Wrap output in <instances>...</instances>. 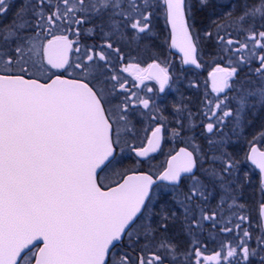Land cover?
Instances as JSON below:
<instances>
[{
    "label": "snow or ice",
    "instance_id": "snow-or-ice-1",
    "mask_svg": "<svg viewBox=\"0 0 264 264\" xmlns=\"http://www.w3.org/2000/svg\"><path fill=\"white\" fill-rule=\"evenodd\" d=\"M8 10V0H0V16ZM161 11L170 25V47L182 54L183 64L200 67L201 41L213 34L194 31L187 0H26L14 22L0 26V264H264V151L251 147L244 157L262 174L261 199L254 208L227 188L218 210L201 206L213 189L195 170L203 168L205 158L211 165L217 158L195 145L191 151L180 148L159 177L181 185L189 174L184 201L186 216L193 212L187 220L190 233L204 221L216 228L219 216L220 232L234 234V242H221L211 255L204 254L207 247L199 241L182 251L167 235L171 214L163 206L158 213L152 207L151 175L117 170L116 155L126 143L121 127L128 130L137 109L149 110L156 119L151 116L154 98L132 91L121 71L133 69L137 87L156 81L161 93L173 79L169 68L155 60L147 68H119L125 48L152 32ZM233 23L235 35L217 32L228 65L217 64L210 73L216 96L205 101L209 122L204 127L212 136L223 137L226 118L241 128L251 99L264 105V0H249ZM82 36H96L98 42L81 46ZM242 67L260 81L254 91L233 87ZM177 123L170 130L177 137L194 127L190 115ZM168 132L158 123L148 146L132 151L147 157ZM208 142L217 150L225 143ZM221 157L227 158L219 173L214 167L205 170L217 178L209 183L224 185L222 177L231 179L238 170L227 153ZM228 188L234 190L235 183ZM253 211L259 235L244 227L251 226ZM156 215L159 221L153 224Z\"/></svg>",
    "mask_w": 264,
    "mask_h": 264
},
{
    "label": "flooded vegetation",
    "instance_id": "flooded-vegetation-1",
    "mask_svg": "<svg viewBox=\"0 0 264 264\" xmlns=\"http://www.w3.org/2000/svg\"><path fill=\"white\" fill-rule=\"evenodd\" d=\"M8 3L9 10L4 14L5 19L2 20V16H0V21H6L9 23V25H11L16 19L18 0H8ZM195 3H197L196 5H198V9H201L204 5L209 4L203 5L200 3V1H195L194 4ZM237 8L238 6H236V9ZM194 13L195 12H193V14ZM224 16L225 14L222 15V18ZM97 23L100 22L98 21ZM159 23L160 21L158 22L156 15L152 32L147 34V36H145L142 40H138L137 42L132 43L127 48H125V59L119 64V68L121 70L128 64H139L141 68H147V65L153 63L154 60L161 62L169 68V66L165 64L164 60L162 61L157 55V35L159 34L157 30L161 28V23ZM88 27L90 26H86L85 30H87ZM164 34L169 56L172 60H176L179 71L183 74H186V76L184 75L183 80L186 84H188L184 88H182V85L179 84L183 92L177 93L178 91L175 87L178 80L169 68V72L173 79L169 82V85L165 88V91L161 93L158 91L159 85L156 81L146 80L144 85H139V87H137L136 85L138 82L135 80L133 69H129L127 72L121 71V79L127 82L128 87L131 88L132 91L137 92L138 95L145 98H154L156 109L152 111L151 116H155L156 119H151L150 115L148 114L149 110L137 109L136 113L132 116V122L129 125L128 130H125L123 127L120 129L121 137L124 141H126V143L121 145L123 151L117 152L116 161L123 160L126 161V164L130 163V165L132 163L134 168L131 171H135L136 173H148L155 179H158V177H160L163 172L166 171L171 157L175 155L180 148L186 147L191 151L193 145L196 146L200 143L203 145V150L208 151L207 153L209 154V157L215 156L217 158L215 165L209 164L208 158H205L203 168H199L198 166L197 170L195 171L196 177L207 183L208 186L213 189L212 197L216 200L213 201L215 206H210L212 202H208L201 206L205 209L215 208V210H218V197H220V194L224 192L220 190L221 185L218 183V180V185L216 184V186L212 185V183H209V180L213 178L206 174L205 170L214 167L217 172H220L223 160L227 158L221 157V153L223 152L227 153V156L231 157L238 164V170L232 174L231 179H229L227 175H224V179L226 181L224 185L235 183V189L233 190L232 195L238 197L239 201L244 203L246 206H252L254 208L255 203L261 199L260 179L262 174L255 165H253L244 157L249 155L251 147H257L260 151H264V137H262V133H264V105H261L258 102V99L253 98L250 101V104L253 106L250 107L246 115L243 117L246 123H244L241 128L237 129L235 124L230 121V118H226L224 121V126L222 127L223 137H220L219 135L212 136V134L207 133L204 125L209 121L206 119L204 113L208 111L205 101L206 99H209V97H204L203 94L198 91L199 80L195 81L193 78H189L188 76L191 74L202 75L203 80L208 86H210L208 88L211 89L214 99L216 94L212 90L209 80V73L217 66V64L213 68L208 66L209 63L203 59V51L200 50L198 53L201 66L200 69L185 68L182 63V57L171 50L169 39L170 31L168 26H166V31ZM222 35H225L224 31ZM71 38L73 37L70 36V39ZM97 42L98 37L96 36H88L87 38L82 36L80 38L81 46L86 44L91 45ZM214 48L215 47L213 45L210 47V50H212L211 53L214 52ZM218 52V57H220L219 59H222L221 63L218 64L220 66H227L228 63H226L224 60L225 57L223 58L221 56L222 54L220 53L219 48ZM73 59H75V54L73 55ZM238 81L239 82L235 83L233 87L239 91H254L259 86V80L255 75H251L249 73V69L247 67L242 68L240 71ZM149 87L152 88L151 93L147 92V88ZM237 94L238 92L229 93V95L232 97L237 96ZM231 107L233 110L235 109L234 104ZM177 108L182 109V111L177 112ZM189 115L191 117V122L194 125L193 129L191 131L187 129L182 130L180 136L178 137L171 135L170 130L179 127L177 121L187 122ZM158 123H163L165 127L169 129V132L166 134L160 148L155 152V154L151 155L147 159H141L137 157L135 152L132 151V148L134 147L139 149L141 147H146L147 141L151 137V131L157 126ZM209 138L214 141L223 139L225 142L224 147L217 150L215 146L209 144ZM184 175V183L181 185H173L168 182H160L156 184L153 188L151 199L153 198L154 191H163V189L172 191L160 192L159 197L161 200L167 199L168 197H170L172 200L174 197L176 200L178 198L184 199V194H186L187 188L191 184V180L188 179V175ZM160 209L161 207H157L156 212L158 213ZM167 209L171 214L169 219V231L167 235H170V237L176 242L182 251L190 248L191 242L187 234L189 231L187 220L188 217L193 215V212H189L186 216L185 207L182 205L180 206L179 204H172L171 206L167 207ZM194 214L196 216L200 215L199 210L195 209ZM158 221V215L152 217L153 224L158 223ZM249 221V224L251 225L250 227L255 229L254 235H259L260 229L255 220V211L250 214ZM210 226V221H204L203 227L201 228V230H203L205 233L206 239L204 241L206 242L210 241L209 238H212V234L210 235L208 230L211 229ZM220 227L221 226L217 224V228L219 230ZM206 244L209 245V242ZM253 264H259L258 260H254Z\"/></svg>",
    "mask_w": 264,
    "mask_h": 264
},
{
    "label": "rangeland",
    "instance_id": "rangeland-1",
    "mask_svg": "<svg viewBox=\"0 0 264 264\" xmlns=\"http://www.w3.org/2000/svg\"><path fill=\"white\" fill-rule=\"evenodd\" d=\"M195 1H200L201 4H211V3H214L216 2V4H218V7H213V10L211 11L210 13V21L208 24L206 25H200L199 27H196L194 28V31L195 32H198V33H201V35H203V32L205 30L207 31H210L212 32V37H205L202 41H201V47H200V50L203 51V59H205L206 61H208V66H210L211 68L215 67L216 66V62L217 61H222V59H219L220 57H218L217 55H214L213 53H211L212 50H210V47L213 45L214 47L216 48H219L220 49V46H219V42L217 40V32H219L220 35H222L223 33V29H233L235 28L236 29V26L235 24L233 23V21L236 19L233 20V18H230V19H226L229 15V13L231 14L232 12H234V10L236 9V4H237V0L234 1H230V0H206V2H202V0H187L188 4H189V7H190V14L192 16V21H190V23H194L195 24V19L193 17V4ZM230 1V3L228 2ZM25 4H26V0H18V7H17V11L16 12H20L22 11L24 8H25ZM237 10V9H236ZM225 16L223 17V19L225 18L226 20L224 21V25H222L220 23V21H218V18L221 17L222 15ZM222 18V17H221ZM1 19H5V16L3 15L1 17ZM157 20L158 22L160 21L161 23V28H159L157 30V32L159 33L157 36H158V39H157V55L159 58H161V60L165 62V64H167L169 66V68L171 69L172 73L175 75V77L177 78V82H176V89H177V93H181L183 92V90L181 89L186 87L187 84L184 82V75L186 76V74H183L182 72L179 71V68L177 66V62L176 60H172L169 56V53L167 51V48H166V42H165V31H166V21H165V17H164V14L163 12H159L157 13ZM231 20V21H230ZM219 22L217 26H219V28L215 25L216 22ZM230 21V22H229ZM232 22V23H231ZM159 23V24H160ZM6 25H9L8 22L6 21H0V26H4L6 27ZM225 32V31H224ZM226 34V33H225ZM235 35V34H234ZM210 44V45H209ZM210 46V47H209ZM223 58L225 57V61L226 63H228V60H227V57L226 56H223L221 55ZM244 68V67H242ZM189 78H193V80L197 81L199 80V88H198V91H200L204 97H209V99H213V94H212V91L210 88V86L207 85V83L203 80V76L202 75H195V74H191L188 76ZM186 78V77H185ZM187 79V78H186ZM179 84H181L182 86L180 87ZM259 84H260V81H259ZM178 85V86H177ZM210 89V90H209ZM209 95V96H208ZM259 102V101H258ZM136 136V135H135ZM252 142V141H250ZM202 153H207L208 151H204L203 150V145L202 144H197L196 145ZM117 170L119 171H131L134 167L131 163H127L126 164V161H117ZM153 169V168H152ZM219 173V172H218ZM106 175L108 176H112V170L109 169L108 172L106 173ZM225 176H223L222 178L224 179ZM118 179V177H117ZM214 180L217 179V178H213ZM225 180V179H224ZM219 183V182H218ZM218 183H212V185H215L216 184L218 185ZM222 186V185H221ZM220 186V190L222 192H224V190L227 188L229 193L232 194L233 192V189L231 188H228V185H223L222 187ZM169 191H172V190H168V189H163L162 190H156L154 191V195H153V205L152 207L154 208L155 211H157V207H169L171 206L172 204H176V205H182L185 207V201L184 199H179V202H178V199L176 200L175 197L172 199H170V197H168L167 199H160L159 195H160V192H169ZM223 196V193L220 194V197L219 200H218V204H219V201L221 199V197ZM174 201V203H173ZM213 201H216L213 197L208 201V202H212L210 204V206H215ZM230 203V201H229ZM213 208V207H212ZM213 210H215V208H213ZM197 217H199V215H197ZM218 221H220L218 224L221 226L223 221L221 220V218L218 216ZM227 219V218H225ZM234 219V217H233ZM250 220V219H249ZM250 222V221H249ZM244 227H248L249 231H252L253 233H255V229L249 227V225H244ZM211 229H208L209 230V233L210 235L212 234V238H209L210 241H204L206 239V236H205V233L203 230H194L193 232H187L188 236H189V239H190V242L192 243L193 241H199L200 243H202L203 245H205L207 247V252H205L204 254H208V255H211V254H214V252L216 250L219 249V246L221 244V242H224V241H232L234 242V234L233 233H222L220 232V230L216 227V228H213L212 225L210 226ZM170 236V235H169ZM229 236H232V237H229ZM214 237V239H213ZM209 242V245H207L206 243ZM254 244V242H253ZM251 245L254 247V245Z\"/></svg>",
    "mask_w": 264,
    "mask_h": 264
},
{
    "label": "trees",
    "instance_id": "trees-1",
    "mask_svg": "<svg viewBox=\"0 0 264 264\" xmlns=\"http://www.w3.org/2000/svg\"><path fill=\"white\" fill-rule=\"evenodd\" d=\"M230 1H232V0H230ZM230 1H228V2L230 3ZM234 1H236V0H234ZM248 2H249V0H237V4H236V6H238L237 10L235 9L234 12H232L231 14L229 13L228 14L229 16L226 19L233 18V20H234L236 17H238L241 14V11L244 8L245 4H247ZM196 4L197 3L193 4V12H195L193 14V17L195 19V24H196L195 26L197 27L198 23H200V24H198V27L200 25L208 24L209 21H210V13L213 10V7H217L218 4L216 5V2H214V4L211 3V4H208V5H204L201 9H198V5H196ZM221 17L218 18V21H220V23L222 25H224L223 23H224V21L226 19L225 18L223 19ZM218 21L215 23L216 26L219 25ZM223 31H225V33L231 32L233 35L236 33V29L235 28L228 29V30L223 29ZM213 53H214V55L219 56L218 48L215 47ZM218 63H221V61L219 60V61L216 62V64H218Z\"/></svg>",
    "mask_w": 264,
    "mask_h": 264
},
{
    "label": "water",
    "instance_id": "water-1",
    "mask_svg": "<svg viewBox=\"0 0 264 264\" xmlns=\"http://www.w3.org/2000/svg\"><path fill=\"white\" fill-rule=\"evenodd\" d=\"M168 27H169V30H170V25H168ZM171 50L174 52V53H176V54H178V55H180L181 57H182V54L177 50V49H174V48H171ZM200 63V62H199ZM183 66L185 67V68H195V69H200V67H196L195 65H185V64H183ZM213 71V70H212ZM211 71V72H212ZM210 72V73H211ZM210 73H209V80H210V83H211V86H212V81H211V77H210ZM147 146H148V144H147ZM146 146V147H147ZM255 148H257V147H255ZM258 149V148H257ZM260 151V150H259ZM156 152V151H155ZM155 152H151V153H149V155L147 156V157H139V158H141V159H147L148 157H150L151 155H153V154H155ZM249 155H250V153H249ZM170 161H171V159H170ZM169 161V162H170ZM250 162H251V160H249ZM252 163V162H251ZM168 165H169V163H168ZM254 165V164H253ZM168 168V167H167ZM167 170V169H166ZM259 170V169H258ZM196 171V170H195ZM260 171V170H259ZM141 173H143V174H148V173H144V172H139V173H137V174H141ZM148 175H150V174H148ZM186 175H189V174H186ZM152 176V175H151ZM153 177V176H152ZM153 180L155 181V183L153 184V186H152V189H153V187L156 185V184H158V183H160V182H168V181H162V180H160L159 179V177H158V179H155L154 177H153ZM168 183H170V182H168ZM171 184V183H170ZM151 193H152V190H151V192H150V196H151ZM41 247H42V244L40 245Z\"/></svg>",
    "mask_w": 264,
    "mask_h": 264
}]
</instances>
